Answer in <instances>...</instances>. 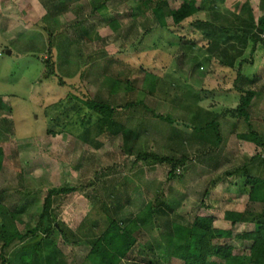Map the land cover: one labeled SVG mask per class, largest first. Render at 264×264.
Wrapping results in <instances>:
<instances>
[{"label": "rangeland", "instance_id": "374dc122", "mask_svg": "<svg viewBox=\"0 0 264 264\" xmlns=\"http://www.w3.org/2000/svg\"><path fill=\"white\" fill-rule=\"evenodd\" d=\"M159 1L0 0V264L36 235L34 264H83L112 220L129 224L149 205L153 224L120 264H184L156 241L198 216L234 233L214 240L207 264L249 253L251 242L239 236L255 230L264 207L249 202L246 180L264 179V148L237 135L252 130L264 140V47L252 55L249 41L231 36L249 62L238 81L193 23L218 12L233 29L234 10L245 7L258 24L264 0H205L179 26L166 15L165 28ZM181 3L170 0L165 11ZM242 90L258 95L249 124L236 112ZM87 101L116 107L112 119ZM142 153L186 163L170 178V165ZM60 188L72 191L52 192ZM241 212L244 221L233 223ZM4 231L22 238L3 249Z\"/></svg>", "mask_w": 264, "mask_h": 264}, {"label": "trees", "instance_id": "16d2710c", "mask_svg": "<svg viewBox=\"0 0 264 264\" xmlns=\"http://www.w3.org/2000/svg\"><path fill=\"white\" fill-rule=\"evenodd\" d=\"M205 0H182L181 5L178 8L169 9L167 13L165 9L168 7L170 0H160L154 9V12L158 15L160 26H166V15L172 18L173 24L179 26L185 21L189 20L196 14L202 11L203 2ZM220 13L214 12L216 19L214 21H195L194 28L200 32L204 39L208 41V50L214 52L215 58L219 60L222 66L235 69L238 71V81L246 79L243 75V66L249 62L244 59L241 60L242 54L237 51L236 46L230 41L234 34L236 38L246 39L252 44L251 54L256 52L258 46L264 47V38L262 34L264 32V15L259 18L258 24L254 21L251 22L240 16H234L233 18L239 25L229 29L225 26V22H229L225 17L219 15ZM216 20V21H215ZM258 26V27H257ZM257 29L259 32L257 33ZM262 33V34H261ZM231 42V43H230ZM243 96L241 97L240 105L237 108L238 117L247 119L246 124L250 122L249 107L252 100L256 97V93L253 91L242 90ZM1 105V103H0ZM86 106L102 115L103 118L112 119L116 107L108 104L97 103L95 101H87ZM130 106V105H128ZM234 113V112H233ZM154 117L169 121V118H165L162 115L154 114ZM239 139L251 142L256 146L264 148V140L255 132L250 130L248 133L239 135ZM218 142V141H217ZM216 142V143H217ZM219 143V142H218ZM3 149L0 147V171L3 164ZM140 159L152 160L160 164H168L171 166L169 177H173L175 172L183 167L186 163V158L174 159L167 156H158L148 153H142L139 155ZM264 165V160L262 161ZM247 173V172H246ZM246 183L250 186L249 202L251 204H260L264 207V179L247 177ZM72 189L60 188L53 189V193H69ZM209 192L206 191V195ZM49 198L47 199V204ZM6 209L0 206V226L4 228L7 221ZM47 205H45L44 212L40 218L42 221L47 218ZM157 215L156 207L149 205L146 210L142 211L138 216L127 224L126 221L112 220L106 232L102 235L100 240L96 243V247L91 250L89 255L83 261V264H95V261L102 260L104 264H120V261L125 258L132 250V248L138 243V234L141 233V228L150 226L153 224V220ZM234 217V218H233ZM233 223L243 222L245 219L244 213L233 215ZM2 220V221H1ZM255 224V230L250 233H243L239 236L242 239L250 241L249 253L242 255H235L230 253L225 261V264H264V209L262 213L253 219ZM38 231L34 230L36 235ZM65 235V233H62ZM40 235H36L35 238L26 241L15 252L10 264H34V260L40 244L37 239ZM67 236V235H65ZM234 236L232 230H219L214 229L212 226V218L198 216L195 218V222L189 226H183L175 224L171 235H163L161 240L156 241L158 249H164L166 255L177 258L184 264H207L210 259L211 246L215 239H231ZM110 237V238H109ZM22 238L18 233L7 234L5 231L1 236L3 241V249L9 247L16 239ZM68 238V237H67ZM110 239V241H106ZM37 241V242H36ZM101 261V262H102ZM1 264H7L5 257H1Z\"/></svg>", "mask_w": 264, "mask_h": 264}, {"label": "crops", "instance_id": "0c3cea01", "mask_svg": "<svg viewBox=\"0 0 264 264\" xmlns=\"http://www.w3.org/2000/svg\"><path fill=\"white\" fill-rule=\"evenodd\" d=\"M245 8V7H244ZM244 8H240L239 10H234V14L235 15H237V16H240V17H242V18H244V19H246V20H249V21H251V22H253V19L251 18L252 17V15H250ZM209 60V59H208ZM229 69H232V68H229ZM244 75V74H243ZM247 76V75H246ZM246 76L244 75V77L246 78ZM237 79H238V73H237V77H236ZM258 96V95H257ZM256 96V97H257ZM237 137H239V135H237ZM242 141H244V140H242ZM244 142H246V141H244ZM248 142V141H247ZM249 144H253V143H251V142H249ZM244 174V173H243Z\"/></svg>", "mask_w": 264, "mask_h": 264}, {"label": "water", "instance_id": "95a60500", "mask_svg": "<svg viewBox=\"0 0 264 264\" xmlns=\"http://www.w3.org/2000/svg\"><path fill=\"white\" fill-rule=\"evenodd\" d=\"M11 53H12V51H10V50L7 51V54H8V55H11ZM41 237H42V235L39 236V238L37 239V241H40V240H41Z\"/></svg>", "mask_w": 264, "mask_h": 264}, {"label": "built area", "instance_id": "2783aa9c", "mask_svg": "<svg viewBox=\"0 0 264 264\" xmlns=\"http://www.w3.org/2000/svg\"><path fill=\"white\" fill-rule=\"evenodd\" d=\"M262 37L264 38V32H263V34H262Z\"/></svg>", "mask_w": 264, "mask_h": 264}]
</instances>
